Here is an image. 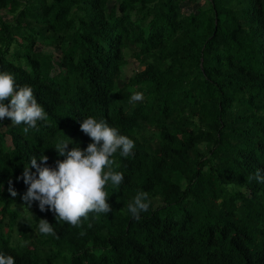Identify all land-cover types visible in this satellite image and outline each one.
Segmentation results:
<instances>
[{
    "label": "trees",
    "instance_id": "trees-1",
    "mask_svg": "<svg viewBox=\"0 0 264 264\" xmlns=\"http://www.w3.org/2000/svg\"><path fill=\"white\" fill-rule=\"evenodd\" d=\"M108 1L0 0V72L47 114L27 134L0 120V253L15 264H264V183L253 178L264 176V0L188 13L185 0ZM129 54L143 68L121 82ZM90 116L135 143L111 157L124 175L105 187L112 211L72 226L38 202L27 209L24 165L44 166L43 153L55 168L59 141L86 149ZM141 191L151 203L136 219L127 205ZM40 219L55 235L38 232Z\"/></svg>",
    "mask_w": 264,
    "mask_h": 264
},
{
    "label": "clouds",
    "instance_id": "clouds-1",
    "mask_svg": "<svg viewBox=\"0 0 264 264\" xmlns=\"http://www.w3.org/2000/svg\"><path fill=\"white\" fill-rule=\"evenodd\" d=\"M10 98V103H6ZM143 93L134 92L130 102L143 101ZM9 118L12 126L25 125L22 131L27 134L30 129L37 128L38 121H46L47 114L38 103L31 86L16 84L14 75L10 72H0V120ZM80 129L93 141L86 149L73 147L69 150V142L59 141L54 147L63 160L56 161V167L47 166L49 157L40 154V161L32 156L30 163L24 165L23 179L28 185L27 192L22 199L29 209L33 202H38L41 211L51 210L57 223L65 221L72 226H79L82 218L86 219L89 213H109L112 207L109 204L106 185L118 188L124 180L121 172H114L115 163L111 157L119 150L120 155L128 157L133 154L135 143L118 129L109 126L104 119L87 117L80 122ZM35 168L34 173L32 169ZM255 178L264 183V176L257 170ZM11 196L18 195L13 187L9 188ZM151 201L147 192H138L133 201L127 205L128 211L136 219L142 212H147ZM38 232L44 235H55L53 225L46 219L38 221ZM84 233H81L83 235ZM28 241H21L25 247ZM0 264H15L11 255L0 253Z\"/></svg>",
    "mask_w": 264,
    "mask_h": 264
},
{
    "label": "rangeland",
    "instance_id": "rangeland-1",
    "mask_svg": "<svg viewBox=\"0 0 264 264\" xmlns=\"http://www.w3.org/2000/svg\"><path fill=\"white\" fill-rule=\"evenodd\" d=\"M115 0H109L108 1V7H112L114 4ZM205 4V0H185L184 2L181 3L182 11L184 13H188L191 11H195L198 6H202ZM6 20H11L10 15H5ZM128 62L127 64L122 68L121 76H120V81L125 82L130 76L133 75L135 71H138L143 68V65L139 64L134 58H132L129 55H126Z\"/></svg>",
    "mask_w": 264,
    "mask_h": 264
}]
</instances>
